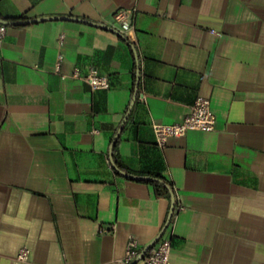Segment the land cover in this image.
<instances>
[{"label":"crops","instance_id":"1","mask_svg":"<svg viewBox=\"0 0 264 264\" xmlns=\"http://www.w3.org/2000/svg\"><path fill=\"white\" fill-rule=\"evenodd\" d=\"M119 8L134 9L136 43ZM40 16L117 31L0 22V264H120L130 238L134 262L171 195L114 170L117 134L120 169L172 182L173 264H264V0H0L2 19ZM90 66L108 88L71 76ZM198 96L214 128L159 147L152 124L180 121Z\"/></svg>","mask_w":264,"mask_h":264},{"label":"built area","instance_id":"2","mask_svg":"<svg viewBox=\"0 0 264 264\" xmlns=\"http://www.w3.org/2000/svg\"><path fill=\"white\" fill-rule=\"evenodd\" d=\"M113 19L117 22L116 27L119 32L124 34L131 41L136 43L135 33V12L134 9L119 8L113 13ZM114 26V25H113ZM115 27V26H114ZM5 32V25L0 24V40ZM62 36H60V43ZM63 54L60 52L57 55L56 67L60 64ZM63 77L65 74H61ZM71 76L83 79L92 89H106L109 87V80L105 74H101L98 70L90 66L85 74H81L78 67H75ZM145 92H141L139 98L144 100ZM215 114L210 106V100L204 96H198L190 106V111L178 122L174 123H160L154 122L152 130L155 137L156 144L163 148L166 145L169 137H179L184 135L189 130H205L209 131L214 128ZM180 206V204H178ZM171 235L172 227L169 220L166 226L155 242L153 248L137 261L132 262L136 255L134 247L137 242L134 238H130L126 244L125 254L117 258L120 264H173L170 260L171 252ZM29 248L22 246L19 248L15 259L20 262H26L29 258Z\"/></svg>","mask_w":264,"mask_h":264},{"label":"water","instance_id":"3","mask_svg":"<svg viewBox=\"0 0 264 264\" xmlns=\"http://www.w3.org/2000/svg\"><path fill=\"white\" fill-rule=\"evenodd\" d=\"M56 17L68 18V19H73V20H78V21H85V22H88L90 24L101 26V27L109 29V30L117 31L115 28H113V27H111L109 25H106V24H103V23H98V22H93V21H89V20H85V19L78 18V17H75V16H40V17H36V18H32V19H25V20H18V21L6 20V19L0 18V22L1 23H27V22H32V21H36V20H42V19H48V18H56ZM135 96H136V93H135ZM117 135L113 138V140L111 142V146H110V157H111V161H112V166H113L114 170H116L117 172H119V173H121V174H123L125 176H128V177L136 178L138 176L129 174V173L123 171L122 169H120L117 166V164L112 159V149H113V145L115 143V140L117 138ZM167 187L169 188L170 195H171V205H170V211H169V218H170V216L172 214L173 206H174V194H173L172 190L170 189V186L167 185ZM169 218H168V220H169ZM165 226H166V224L161 229L159 234L143 248V250L140 252L139 256L134 260V262L137 261L139 258L143 257L145 255V253L147 252V250L158 240V238L162 234Z\"/></svg>","mask_w":264,"mask_h":264},{"label":"trees","instance_id":"4","mask_svg":"<svg viewBox=\"0 0 264 264\" xmlns=\"http://www.w3.org/2000/svg\"><path fill=\"white\" fill-rule=\"evenodd\" d=\"M137 179L151 184L154 187L155 193L158 196H166V197L170 196V190L167 187V185L170 186V189L174 191L172 182L159 174L141 173L139 174Z\"/></svg>","mask_w":264,"mask_h":264}]
</instances>
